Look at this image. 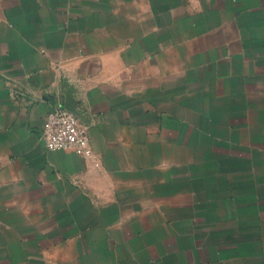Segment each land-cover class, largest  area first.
<instances>
[{"label": "crops", "instance_id": "obj_1", "mask_svg": "<svg viewBox=\"0 0 264 264\" xmlns=\"http://www.w3.org/2000/svg\"><path fill=\"white\" fill-rule=\"evenodd\" d=\"M0 264H264V0H0Z\"/></svg>", "mask_w": 264, "mask_h": 264}, {"label": "built area", "instance_id": "obj_2", "mask_svg": "<svg viewBox=\"0 0 264 264\" xmlns=\"http://www.w3.org/2000/svg\"><path fill=\"white\" fill-rule=\"evenodd\" d=\"M42 140L49 150H71L86 159L97 158L86 125L74 111L63 106H57L47 114Z\"/></svg>", "mask_w": 264, "mask_h": 264}]
</instances>
